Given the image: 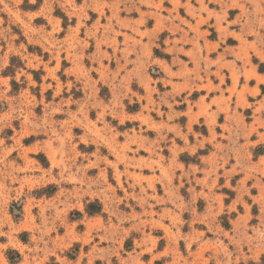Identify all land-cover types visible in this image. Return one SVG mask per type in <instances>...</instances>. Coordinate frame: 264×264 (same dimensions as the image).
<instances>
[{"label": "rangeland", "instance_id": "rangeland-1", "mask_svg": "<svg viewBox=\"0 0 264 264\" xmlns=\"http://www.w3.org/2000/svg\"><path fill=\"white\" fill-rule=\"evenodd\" d=\"M260 69L264 0H0V264H264Z\"/></svg>", "mask_w": 264, "mask_h": 264}, {"label": "trees", "instance_id": "trees-1", "mask_svg": "<svg viewBox=\"0 0 264 264\" xmlns=\"http://www.w3.org/2000/svg\"><path fill=\"white\" fill-rule=\"evenodd\" d=\"M156 55H158V56H160V57H163V58H168V56L167 55H161L160 53H159V51H156ZM263 67V66H262ZM262 72H264V70L263 69H260ZM101 206L100 205H95V204H91V205H89L88 207H87V212L89 213V214H100L101 213Z\"/></svg>", "mask_w": 264, "mask_h": 264}, {"label": "crops", "instance_id": "crops-1", "mask_svg": "<svg viewBox=\"0 0 264 264\" xmlns=\"http://www.w3.org/2000/svg\"><path fill=\"white\" fill-rule=\"evenodd\" d=\"M259 76H260V78H261V77H263V76H264V74H260V73H259Z\"/></svg>", "mask_w": 264, "mask_h": 264}]
</instances>
